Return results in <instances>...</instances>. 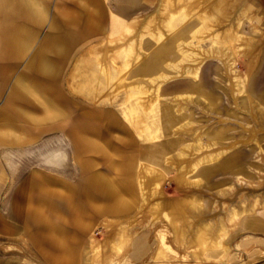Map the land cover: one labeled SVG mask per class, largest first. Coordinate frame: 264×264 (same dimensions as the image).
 I'll return each mask as SVG.
<instances>
[{"label": "bare ground", "instance_id": "1", "mask_svg": "<svg viewBox=\"0 0 264 264\" xmlns=\"http://www.w3.org/2000/svg\"><path fill=\"white\" fill-rule=\"evenodd\" d=\"M79 2L89 13L75 15L74 19L89 22L90 32H104V13L99 1ZM152 3L154 8L147 13L130 15L135 13L136 8H145L146 4ZM234 10L235 4L231 0H119L115 10H109L110 25L104 41L89 50L92 61L89 67H85L89 68L90 73L86 86L90 88L92 100H97L99 92L106 101H113L121 93L124 122L138 138L154 143L161 137L162 128L157 118L160 103H163L161 92L168 82L183 76L188 80L184 90L170 98L171 102L176 103L175 114L185 110L186 104L191 101L213 106L216 100H213L212 91L202 83L199 69L205 60L214 59L221 64L230 79L229 94L235 108L248 111L251 119L258 122L264 118V99L261 93H255L252 76L262 53L264 36L261 35L255 41L254 37L240 34L241 21L246 18L235 17ZM61 17L64 18V13ZM192 19L197 22L190 24L186 30L189 32V42L184 43L182 39L185 38V31L182 32V26ZM252 26L254 30L258 29L256 25ZM206 44L207 49L204 48ZM239 57L244 59L242 64L246 70L242 76L233 74L234 62ZM223 120L219 118L218 121ZM190 125L186 123L171 132L175 137L186 136L189 141L176 144L167 154L163 168L150 163L146 155L139 157L140 160L134 166L132 163L123 164L124 186L128 183L127 186L130 188L131 185L134 191L133 181L136 185L137 198L134 202L137 208L131 214L111 218L104 223V239L88 244L84 252L85 263L108 264L112 259L121 258L127 253L134 236L130 229L147 217L149 221L163 225L170 232L174 247L181 251L187 250L195 263H213L211 256L217 251L223 252V259L227 258L229 247L225 239L228 232L230 229L236 231L245 218L263 210L264 201L255 195L248 198L241 191L237 195L236 205H224V216L220 217L214 210L210 211L208 203L205 204L201 189L208 188L216 171L233 173L230 179H233L234 185L260 186L264 175L254 171L260 182L253 183L250 180L252 175L235 162L234 153L239 145L253 143V134L262 129L250 130L245 139L226 146L219 144L224 141V133L219 129L210 132L212 137L206 145H201V131L191 134L182 131V127H186L189 133L192 130ZM253 144L257 145L260 155L258 143ZM168 170H173L174 175L167 176ZM170 181L182 194L179 198L169 199L164 195V185ZM107 192L105 194L110 197L111 193ZM220 195L230 196L231 192L227 194L221 191ZM124 201L114 210L126 212L128 207ZM206 210L211 213V217L198 221L196 217L206 214ZM28 215V227L33 224L45 229L37 236L36 244L41 247L57 244L55 264H77L73 251L75 247L71 246L77 238L67 237L63 233L62 236H55L56 221L45 220L35 206H28ZM220 237L222 243L218 241ZM166 249L163 242L158 240L151 259L157 264H166L176 263L182 257L177 259Z\"/></svg>", "mask_w": 264, "mask_h": 264}, {"label": "crops", "instance_id": "2", "mask_svg": "<svg viewBox=\"0 0 264 264\" xmlns=\"http://www.w3.org/2000/svg\"><path fill=\"white\" fill-rule=\"evenodd\" d=\"M86 12L89 13V10L82 8L79 0H57L46 39L37 45L30 56L38 36L37 29L47 21V7L42 0H0L2 79L6 77L3 61L7 57L20 60L29 56L24 69L14 77L5 107L0 112V148L3 149V160L13 175L17 164L24 162L30 155L26 147L35 143L40 134L56 129L62 136L57 139L59 144L56 147L43 151L38 149V153L34 154L36 166L40 168L44 165L45 170L55 172V175L33 171L30 186L19 189L18 197L12 201L7 215L1 220L6 234L21 240L25 235L38 236L45 232L39 226L34 227L39 233L30 232L33 226L28 227L26 224L29 220L28 206H40L41 216L45 220L56 221L55 236H62L63 233L72 238H77L75 232H70L62 225L64 216L58 212L57 205L62 202L73 229L81 232L90 231V224L84 221L87 209L121 217L133 213L137 208L134 202L137 198L136 185L133 181L134 191L131 185L130 188L127 186L128 183L124 186L121 169L124 163H132V166L137 164L139 154L144 149L142 147L139 152V148L145 144L127 126L122 114L108 108L107 103H94L92 100L90 88L86 86L90 76L89 68H85L92 61L89 52L91 46L85 47L91 35L89 22L74 19L75 15L83 16ZM63 75L64 89L59 84ZM73 96L93 105L89 108L82 107L81 114L76 119L70 118L73 110L79 108L71 101ZM66 125L67 131L64 129ZM64 139L70 147L71 160L80 172V179L75 185L65 178L63 170L68 157L62 144ZM102 165L103 172L99 169ZM4 178L0 169V184L4 182ZM106 191L111 193L110 197L105 194ZM123 200H126L124 203L128 209L119 213L114 209ZM238 228L236 233L246 238L242 241L244 246L257 244L264 248V239L256 237L264 236V209L245 218ZM77 242L78 239L71 246L75 247ZM38 247L41 248V245ZM46 247L57 252L56 243ZM73 251L77 254L76 248ZM54 256L55 254L47 258V264H55ZM84 263V256L82 260H77V264ZM7 264L33 263L16 260Z\"/></svg>", "mask_w": 264, "mask_h": 264}, {"label": "rangeland", "instance_id": "3", "mask_svg": "<svg viewBox=\"0 0 264 264\" xmlns=\"http://www.w3.org/2000/svg\"><path fill=\"white\" fill-rule=\"evenodd\" d=\"M98 1L104 13V32H91L90 40L89 42H86L85 45V47L91 46L90 49L104 41L105 33L107 32L110 25L109 10L110 8L115 10L116 4L119 2V0ZM231 1L235 4L236 11L234 10L233 12H235L234 14L236 15L234 16L237 18L245 16L246 18L241 21L240 34L247 37H254L255 41L260 38L261 35L264 36V0ZM42 2L48 9V17L45 24L37 29L38 36L30 52V56L37 45L45 41L49 23L55 14L57 0H42ZM153 8V3L150 5L146 4L145 8H136L135 13L133 12L130 15L144 14ZM129 10L130 8L126 9L127 12H129ZM196 22V20L192 19L186 25L182 26V32L185 31V38L182 39L184 43L189 42V32L186 30H188L190 24L194 25ZM252 25H256L258 29L254 30ZM173 35L174 34L171 36L172 38ZM207 47L208 45L206 44L204 48L207 49ZM28 59L29 56L20 60H12L7 57L3 61V65L6 67L4 71L6 73V77L5 79H2V75L0 73V112L5 107V102L7 100V96L14 77L24 69ZM242 62H244V59L240 57L236 63L234 62L235 71H233V74L240 76L245 74L246 70ZM199 71L202 83L207 87L208 90L212 91L214 97L213 100H216L213 106L207 107L202 104L201 106L199 103L191 101L190 103L186 104L185 110L179 112V114H175L174 112L176 111V103L171 102L170 98H173L177 92L183 91L188 80L183 76L165 84L161 92L163 103H160L157 118L158 124L162 128L161 137L154 143H148L141 138L143 144L145 145L140 146L139 152L142 147L144 149L139 154V157L146 155L147 160L150 163L163 168L167 154L176 147V144L179 142V144L187 143L189 141L186 136L181 135L179 137H175L173 133H171L174 129L181 127L186 123L191 124L190 128L192 130H189L190 132L188 133L186 127H182V131L186 132L185 134H191L193 132L199 131L202 132V134H200L202 141L201 145H206L208 142L207 140L212 137L210 136L211 134H209L210 132L217 131L219 129H221L219 130L220 132L224 133V141L220 142L219 144L226 146L228 143H238L241 141V139H245L250 130L252 131L261 128V131H257L253 134L255 136L252 140L253 143L257 142L259 148H261L260 155L258 154L257 145L253 144L252 142H245L244 144L239 145V149L234 153L235 162L239 164V166L244 170L248 171V174L252 175L250 180L253 183H259L260 180L258 174L254 171H259L264 175V154H262L264 153V118H260L258 122H254L253 119H251V113L249 114V112L246 110L242 111L235 108L233 98L229 94L230 79L225 75L226 71L216 60H205L201 64ZM252 79L254 82L253 87L255 89V93H261L264 99V45L262 46V53L259 56L258 65L255 69ZM233 80H235V78H233ZM59 84L60 87L64 89V75L59 80ZM98 95L99 96L96 97L97 100L93 101L94 103H107L106 105L108 108H113L118 114H122L120 105L122 101L121 93H119L113 101L103 100L100 92ZM71 101L75 102L79 106L78 109L73 110L71 113V119H76L80 116V109H82V107H93L92 104L88 105L82 100V98L78 96H73ZM219 118H224V120L218 121ZM64 129L67 131V125L64 127ZM60 137H62L61 133L56 129L40 134L35 143L26 147L30 155H28V158H26L24 162L17 164V170L13 175L3 160V149L0 148V169L3 171L5 177L4 182L0 184V264H7V262H14L16 260L30 261L33 264H47V258L50 255L55 254V251L50 247L45 246L39 248L38 245H36L37 235H25L24 239L21 240L18 237H13L6 234V232L2 229L1 220L7 215L12 201L18 197L19 189L23 186H25V188L30 186L33 171H40L41 173L50 176L55 175V172H49L48 170H45L46 167H43L44 165L40 166V168L37 167L34 154L38 153V149L39 151H43L46 148L56 147L59 144L57 139ZM63 141L64 142L62 144L64 145L68 156L66 166L63 168L65 172V178L71 184L75 185L80 179V172L71 160V151L70 147L67 145L66 139ZM15 160L18 161L17 158H15ZM99 169L103 172V165L100 166ZM166 175L171 177L174 175V171L168 170L166 171ZM232 176H234V174L231 172L216 171L211 177V182L209 184L210 187H203L201 189L205 204L208 203L210 211L214 210L215 213L219 214L220 217L221 215L224 216V205H229L231 203L235 204L238 200L237 195L241 191L244 192L245 196L248 198L254 197L255 195L259 196L260 199L264 201V180L261 182L260 186L246 185L242 187L239 184H233V179H230ZM221 191L226 192L227 194L231 192V195L221 196ZM217 193H219L218 196H216ZM164 195L169 199H176L182 194L177 192L176 185L174 182L170 181L164 185ZM35 207L42 211V209L39 208L40 206ZM57 208L58 212L64 216L62 225H64L70 232L74 231L78 239V242L75 246L77 249L75 258L77 260H80V258L82 260V256H84V249L88 246V244H94L96 241H102L104 239V223L110 221L111 218L117 217L116 215H111L107 212H96L92 209H87V212L84 214V221L90 224V231L81 232L79 229H73V226L67 219L64 202L58 204ZM210 214L211 213L206 210V214L198 215L196 218L198 221H203L204 219H209L211 217L209 216ZM149 220L150 219L147 217L141 224L135 225L130 229L131 233L134 232V236L130 242V247L127 250V253H125L121 258L117 257L110 260L108 264H157L151 259V255L156 248L158 240L163 242L167 248V252L170 255L175 256L177 259H179V256H182L180 260H176V263L168 262L166 264H264V248L262 249L257 244H247L244 246L242 241L246 240V238L236 233V231H232L231 229L225 239L229 247L227 258L223 259V252L217 251L211 256L214 259L213 263H195V261L188 256L187 250L182 249L181 251L180 248L174 247L171 234L163 225H161L159 222H151ZM224 224L226 223L224 222ZM30 226H33L30 232L39 233V230L34 228L35 225L31 224ZM256 237L264 239V236L257 235ZM218 241L219 243H222V237L218 238ZM253 251H255V254Z\"/></svg>", "mask_w": 264, "mask_h": 264}]
</instances>
